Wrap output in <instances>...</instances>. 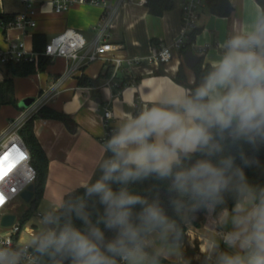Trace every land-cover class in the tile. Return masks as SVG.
<instances>
[{"label": "clouds", "instance_id": "clouds-1", "mask_svg": "<svg viewBox=\"0 0 264 264\" xmlns=\"http://www.w3.org/2000/svg\"><path fill=\"white\" fill-rule=\"evenodd\" d=\"M234 4L242 18L199 72L118 117L99 174L27 241L0 243V264H187L184 229L201 214L224 229L206 245L213 264H264V184L246 175L264 169V0Z\"/></svg>", "mask_w": 264, "mask_h": 264}, {"label": "crops", "instance_id": "crops-1", "mask_svg": "<svg viewBox=\"0 0 264 264\" xmlns=\"http://www.w3.org/2000/svg\"><path fill=\"white\" fill-rule=\"evenodd\" d=\"M49 1L34 0L32 27L6 26L0 19V48H5L9 40L22 41L25 50L33 52V34L44 35L47 43L65 29H73L88 43L98 38L110 42L115 48L105 56L107 59L118 58L120 62L118 66L110 60L82 62L75 73L67 74L68 61L58 57L51 60L42 72L12 78L16 105L21 99L31 98V103L63 112L75 123L74 130H69L57 120L35 118L32 122L34 136L48 159L44 190L34 214L37 217L31 216L28 220H35L32 227L39 224L38 216L52 203L79 188L90 177L94 179V173L99 174L96 164L101 156L104 107L111 111L109 121L114 126L117 118L126 112L134 111L143 103L157 99L158 94L180 85L174 80L180 65L184 75L188 71L183 66L182 55L175 48L171 49V58L166 64L148 60L152 45H171L179 37L180 0H175L172 9L160 16L149 14L143 5L144 0H105V6L73 3L58 13ZM229 2L232 12L226 17L208 12L205 3L198 10L195 27L200 31L195 36L192 52L202 57L203 63L213 54L217 42L230 33L237 19L244 14L235 6L234 0ZM23 11L19 0H0V15L15 16ZM126 59L136 60L137 64L129 68ZM108 66L111 73L103 77ZM159 69L163 74H156ZM81 75L97 78L96 86H77L76 78ZM5 77L4 65H1L0 83ZM108 79L110 83L106 85ZM3 108L6 119L0 124V132L5 131L8 121L22 110L11 104L1 105L0 109ZM12 207L11 204L5 207L0 216L6 213L15 215ZM214 225L209 218L200 225L192 222L185 227L182 251L187 264H213V260L205 255V249L209 239L220 240ZM23 231L29 237L36 232L27 225ZM23 238L25 236L18 234L17 244L24 243ZM163 264H178V261L169 258Z\"/></svg>", "mask_w": 264, "mask_h": 264}, {"label": "built area", "instance_id": "built-area-1", "mask_svg": "<svg viewBox=\"0 0 264 264\" xmlns=\"http://www.w3.org/2000/svg\"><path fill=\"white\" fill-rule=\"evenodd\" d=\"M24 7V11L15 15L14 19L6 23V26H15L26 28L34 26L32 20L34 0H19ZM90 3L94 5L105 6V0H50L49 3L55 12H61L67 9L73 3ZM180 35L171 45H152L150 48L149 61L166 64L171 58V49H179L186 41L187 34L195 27L198 16V10L204 6V0H180ZM115 48L106 40L95 39L87 42L82 35L73 29H65L55 37L49 40L44 46L42 56L50 61L54 58H64L68 61L67 74L75 73L80 64L89 63L101 59L110 60L115 66H118L120 60L107 59L106 53ZM36 53L26 51L22 41L9 40L5 48H0V66L6 63H18L20 61H33ZM126 65L132 68L137 64L136 60H125ZM110 79L106 85H109ZM37 104L31 103L25 109H22L15 117L8 121L7 129L0 132V192L5 195V202L0 205V212L3 208L20 196L29 185L33 184L35 179V170L30 162L29 152L19 136V129L31 116L38 110ZM112 117L111 111L104 107L102 111L101 122L104 127V133L100 143L107 138L112 131L110 124ZM20 226L14 220L7 231L0 235V243L11 241L17 244L13 237L20 232ZM221 231H216L220 237ZM22 244V243H21Z\"/></svg>", "mask_w": 264, "mask_h": 264}, {"label": "trees", "instance_id": "trees-1", "mask_svg": "<svg viewBox=\"0 0 264 264\" xmlns=\"http://www.w3.org/2000/svg\"><path fill=\"white\" fill-rule=\"evenodd\" d=\"M175 0H144L143 5L147 8L149 14L154 16H160L163 12L172 9ZM206 9L208 12L219 16L226 17L232 12V6L229 0H204ZM15 16L12 15H0V19L3 23L10 22ZM200 29L193 27L191 31L187 34L185 43L178 49L180 55L184 52L192 50V44L194 42L195 36L199 33ZM46 44L45 37L42 34L32 35V49L36 53L33 61H20L18 63H6L4 65V70L6 72V77L0 83V106L3 104H11L16 109V101L13 99V77H25L30 74L42 72L46 65L50 63L47 57L42 56L44 46ZM156 45V44H154ZM203 64L202 57H199L198 62L192 68L199 72L200 66ZM182 67L181 65L179 68ZM111 73V68L108 66L103 74V77H108ZM156 74L161 75L163 71L161 69L156 71ZM184 73L180 74L178 71L174 77V80L178 84H183L185 82ZM77 86L93 87L97 84V78L91 79L85 75H81L76 78ZM35 118L52 119L62 122L69 130H74L75 123L73 120L63 112L57 111L49 106H41L38 108L36 113L31 116L19 129V136L25 144L29 155L30 162L35 170V179L33 181L32 198L30 200L29 206L21 213L19 219L17 220L18 225L26 223L31 216L36 212L37 205L42 197L44 190L46 176L48 171V159L42 150L40 144L38 143L36 137L34 136L32 129V122ZM259 159L261 165L264 166V150L259 153ZM246 175L249 180L253 183L264 184V169H246ZM79 189L80 192L83 191L82 188H76L69 193H72ZM65 194L64 196H66ZM204 216L201 214L199 219L193 222L194 225H200L204 222ZM185 230V229H184ZM18 234H16L13 239L17 240Z\"/></svg>", "mask_w": 264, "mask_h": 264}, {"label": "water", "instance_id": "water-1", "mask_svg": "<svg viewBox=\"0 0 264 264\" xmlns=\"http://www.w3.org/2000/svg\"><path fill=\"white\" fill-rule=\"evenodd\" d=\"M199 57L197 55H195L192 50L186 51L183 53L182 55V61H183V66L186 67L187 69H192L196 63L198 62ZM178 72L180 74L183 73V68L180 67L178 69ZM32 102L31 98H24L21 99L17 102V107L20 109H25L26 107H28L30 105V103ZM32 189H33V185H29L23 192L20 193V198L24 201V202H29L32 198ZM15 220V215L13 214H2L0 216V226L3 228H7L9 226L12 225V223Z\"/></svg>", "mask_w": 264, "mask_h": 264}, {"label": "rangeland", "instance_id": "rangeland-1", "mask_svg": "<svg viewBox=\"0 0 264 264\" xmlns=\"http://www.w3.org/2000/svg\"><path fill=\"white\" fill-rule=\"evenodd\" d=\"M5 111H6L5 108L0 109V124H2L3 121L6 119ZM29 203H30V201L29 202H24L19 196H17L11 202V205L13 206L12 207V212L16 215V217H15V221L16 222L19 219L21 213L29 206ZM3 209L1 211H3ZM33 216H35V215H33ZM35 217H37V216H35ZM38 218H40V217L38 216ZM34 221H29V222L27 221L26 223L21 225L19 236H25V238H23L24 241H27V239L30 238L29 236H27L24 233V231H23L24 226L27 225V226L31 227L33 231H38L39 230V224H36V227H32L31 223L34 222ZM6 231H7V228H3V227L0 226V235L4 234Z\"/></svg>", "mask_w": 264, "mask_h": 264}]
</instances>
